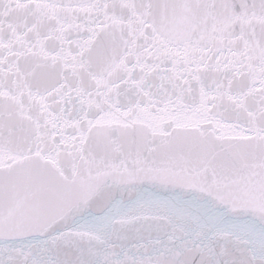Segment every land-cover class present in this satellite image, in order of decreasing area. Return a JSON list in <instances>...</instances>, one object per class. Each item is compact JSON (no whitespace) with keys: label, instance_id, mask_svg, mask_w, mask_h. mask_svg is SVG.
<instances>
[{"label":"snow or ice","instance_id":"6c2138e0","mask_svg":"<svg viewBox=\"0 0 264 264\" xmlns=\"http://www.w3.org/2000/svg\"><path fill=\"white\" fill-rule=\"evenodd\" d=\"M0 264H264V0H0Z\"/></svg>","mask_w":264,"mask_h":264}]
</instances>
